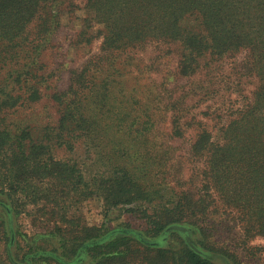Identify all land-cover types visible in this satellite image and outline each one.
<instances>
[{
  "label": "trees",
  "instance_id": "16d2710c",
  "mask_svg": "<svg viewBox=\"0 0 264 264\" xmlns=\"http://www.w3.org/2000/svg\"><path fill=\"white\" fill-rule=\"evenodd\" d=\"M84 9L77 42L102 38L101 51L60 91L39 59L63 12L79 6L0 0V193L9 199L0 202L7 218L0 220V264H244L243 251L255 255L251 242L264 240V0H86ZM154 45L155 58L145 62L140 53ZM172 45L173 71L162 62ZM245 50L250 55L235 70L258 77L251 95L240 78L220 74L219 62ZM209 61L219 66L210 69ZM164 71L163 82L154 78ZM42 88L53 90L61 114L36 139L7 118L41 102ZM167 118L171 135L160 128ZM189 131L190 149L171 142ZM82 140L108 176L87 181L81 168L51 153ZM37 183L58 184L61 196L70 188L96 195L110 208L142 203L130 212L142 211L147 229L79 226L73 234L57 224L48 248L45 238L14 227V195H26L22 206L54 203L65 225L75 218L57 202V189Z\"/></svg>",
  "mask_w": 264,
  "mask_h": 264
},
{
  "label": "rangeland",
  "instance_id": "374dc122",
  "mask_svg": "<svg viewBox=\"0 0 264 264\" xmlns=\"http://www.w3.org/2000/svg\"><path fill=\"white\" fill-rule=\"evenodd\" d=\"M75 2L77 6H79V10L74 11V13H68V11L63 12L61 16V28L56 34H54L51 44L48 48L43 50L42 57L39 59V61H41V65L44 67H42L44 72L48 71L53 73V77L49 83L60 91L67 90L70 84L71 72H73V70L81 69L88 59H90L93 55L100 53L103 43L102 38L95 37V40L90 46L86 44H78L77 41L80 40V37L77 35L82 28H84L83 19L86 17V11L84 9L86 0H75ZM101 27L102 26L97 25L93 32H96V30L98 31ZM154 47L155 45L153 47H149L146 53L142 55L140 53L139 56L144 58L145 62H151V58H155L157 54L153 50ZM169 49L172 50L173 53L169 55L167 54L162 62L165 64V67H167L166 70L171 69L173 71L178 65V47L176 45H172L169 48L168 46L164 47L165 52H168ZM248 55H250L249 51L245 50L237 54L235 57L228 56V58H225L219 63H222L220 64V66L222 65L220 74L231 75L235 81H240L241 79V81H243L242 86L245 88L246 94L251 95L259 86L258 77L251 75V77L242 78L241 75L243 73L240 71L236 72L235 70L238 69L237 65L246 60ZM209 63L212 66L210 69L215 66H219L218 62L209 61L208 64ZM205 65L206 63L203 62V68L205 67V70L207 71L209 65ZM155 66H158V62L155 63ZM167 72L168 71H164L157 76L155 74L154 78L160 81L164 77L167 79ZM5 73L6 70L0 71V80L6 76ZM42 73L39 72V74ZM244 73H247V71H244ZM205 74H203V76ZM163 81L164 79L162 82ZM42 91L43 99L41 102L36 104L34 107L22 110L15 116L10 117V119L7 118V121L14 123L16 126L23 125L24 127H30L34 134L33 136L36 139L41 137L42 135L39 136V134L44 132L47 128L58 125L61 114L59 104L50 96V94L53 93V90L51 91L42 88ZM216 102H212L211 106L214 107ZM160 128L168 135H171V125L168 118L165 123H161ZM194 135L195 131H189L185 139H173L171 142L185 151L190 147V141L193 139ZM51 153L55 159L62 160L72 165H77L78 168H81L87 181H91L93 178L101 175L108 176L109 174V170L104 165L103 161L99 160L95 149L88 147L83 140L77 143L75 142L73 148H69L67 146H55V148L51 149ZM186 166L188 169L191 167V165L187 164ZM189 173L191 174V171H187L186 175L188 176ZM37 186L40 190L44 191L47 189H57V193H59L57 195V202L61 207L66 206V208H69L70 214L68 215L75 218V221L71 224L65 225L61 223V218L59 216L60 209L56 207L54 203L39 201L37 204L38 207L31 203L22 206L20 200L26 195L24 193L14 195V199L18 200L17 212H20H15L14 214V227L16 230H19L23 234L27 235L28 238H34L37 235H40V238H45L44 240H48L46 243L48 248H51L52 242H57L53 235H49L50 232H57V224L67 228L68 231L73 234L75 233L74 231H78L80 229L79 226L103 227L114 231L126 229L129 226V229L131 228L130 230L134 232H140L147 229V220L143 217V212H130L131 209L141 210L146 207L142 203L137 206L136 204H133L120 205L110 208L106 205L102 198H99L96 195L87 197L82 196V194L77 192L75 188L69 187L70 189H66L65 194L61 196V189L58 187V184L37 183ZM27 190L30 191V188ZM1 201L9 202L7 195L0 193V202ZM159 202L160 201L158 200L156 201V203ZM1 208H4V206L0 207V220H7ZM251 246L255 247L251 250V253L255 255H248L245 251H243L244 254L242 253V255L244 264H264V240L260 238L255 239L251 242ZM0 249V257H2V247Z\"/></svg>",
  "mask_w": 264,
  "mask_h": 264
}]
</instances>
